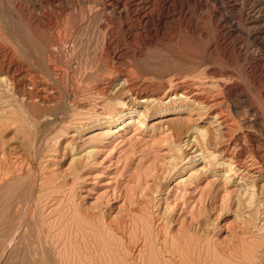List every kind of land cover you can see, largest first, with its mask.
Wrapping results in <instances>:
<instances>
[{
	"label": "rangeland",
	"instance_id": "374dc122",
	"mask_svg": "<svg viewBox=\"0 0 264 264\" xmlns=\"http://www.w3.org/2000/svg\"><path fill=\"white\" fill-rule=\"evenodd\" d=\"M90 1L91 3L89 0H1L0 16L9 26L8 31H2L0 28V53H3L2 55L0 54V63L7 52H13V57L16 59L15 62H18L16 66L18 67L19 65L15 76H18V81L23 79L20 74H24L22 70L26 66L27 61L25 56L19 51H15L10 29H12L11 24L19 20V23H17L23 26V32L26 31V39L30 38L28 41L33 42L31 34L28 35L30 32L29 28L27 29L29 19L37 21L39 26L41 24L47 25L48 32H52L54 35L57 34L54 31L55 28L60 30H58L59 33L61 32L60 34L65 33L62 27L63 23L68 24L69 22L74 27L72 28L73 31L77 28L74 32L79 34L76 36L82 39V41L80 39V42H92L94 39L93 42H101L99 39L102 40L104 33L112 38L115 36L114 42L119 40L120 47L122 49L126 48L127 51L131 52L133 49V45L129 43L131 41L125 42L126 40H124L125 27L122 24L128 21L127 15H123L124 11H122L123 13L117 12L118 9H116L108 14H100L103 17L101 20L102 17L98 14L89 13L87 15L89 11L87 12L86 3L89 2L87 5H95L97 1L98 3L96 2V4L102 5L107 0ZM121 1L128 3V1L132 0H119L120 3H122ZM213 1L207 0V4L212 3L213 5L203 8L202 12L201 10H196L191 16V19L197 23L195 30H188L187 32V28L185 29V24H183L185 20L180 18L172 19V21L165 22L167 25L163 23V27L160 26V28L162 27V32L158 33L159 35L153 39V42H192L193 46L191 48L180 52L184 53L186 57H191L195 62H202L199 67L203 71L206 70L205 73L203 72L206 75H202L204 80L214 82L213 80L218 77L213 78V74L210 72L211 68L214 65L220 66L222 64L220 67L226 68V72L228 71L227 73L231 74L232 79L242 85V93L231 94L227 101V107L230 111L232 110V113L237 115V119L242 126L246 124V126L242 127L243 130L248 125L252 130L254 129V135L251 140L253 151L256 155L259 154L258 156H261L264 162V152L260 149V140L264 139V78L261 79L264 73L260 74L263 76L258 75L255 79H252L251 76L248 78V74L244 70L245 60L242 54L241 56H234L231 61L224 63L220 58H217L218 56L215 57L214 61V57L211 59L212 57L207 56L206 53L207 48L208 51L212 49L210 44L213 41L215 42L217 32L222 29L228 31L224 42H235L237 45L239 42H243L244 39L245 42H250V44L251 42H264V37L260 36V38L253 34L251 25H247L248 23L244 19H240L239 13L246 10L244 7L250 0H218V2L214 1V3ZM23 7L24 9H22ZM69 8L72 9L70 10ZM67 9H69L68 12ZM225 10L229 11L226 12ZM63 11L66 12V16ZM8 12H11L12 15ZM74 12H76V15ZM62 14L64 17H62ZM83 14H86V16L83 17ZM33 15L35 17H32ZM58 15L61 16V20ZM90 15L92 16L90 17ZM218 15L219 17L222 15L221 17L227 20L222 19L220 21L221 27L218 26ZM110 16L115 17H112V19ZM73 17L75 18L72 20ZM196 17L201 21L197 20ZM67 18L71 19V21ZM235 18L238 19L235 20ZM109 22H112L111 25ZM169 22L171 23L169 24ZM83 24H86V27ZM88 24L92 25H89V27ZM171 24L172 26H169ZM59 26H61V29ZM106 26L107 31L105 29ZM101 27L102 30H100ZM172 27L173 29L175 28V31ZM78 28L80 31L85 29V31H82L83 35ZM164 28L166 29L165 33ZM97 32H100V36ZM89 34H92V36ZM80 35L82 36L80 37ZM88 36L92 41L86 39ZM139 39L142 41L141 35L135 42H141ZM203 42L205 43L203 44ZM250 44L249 51L253 50ZM193 47L196 49H193ZM233 59L237 65L233 63ZM128 60L127 62L124 61V63L127 64ZM71 61L69 63L71 66L67 63L69 67L66 63L63 65L65 61L56 62L57 69L58 67L61 68V71H57L58 74H54L55 71L53 73L45 71L43 76L44 72H38L41 78H46L45 80L49 82V91H52V94L55 93L54 95L61 98V100L65 97V89L63 91V88L69 89L71 83L69 79L72 78L73 74L76 75L72 67L73 60ZM239 61L242 62L240 63ZM217 62L219 63L217 64ZM209 65L212 66L210 67ZM227 66L233 67H230V69ZM241 66L242 68H240ZM20 67L22 68L20 69ZM67 71L69 75L66 74ZM41 73L42 76L40 75ZM234 74L237 75L234 76ZM54 75L57 77L55 79L57 82L54 81L56 85L55 83H53L54 85L51 84L52 79L54 80L55 78ZM64 76L70 78L67 79ZM207 76L210 78L207 79ZM48 77L51 78V81ZM220 79L226 81L227 78L220 77ZM54 86L57 87L55 88ZM24 87L18 90L9 89L5 91V88L0 86V92H2L0 97L5 99L4 104L1 103L0 106V195L3 192L2 194L5 196L4 200L3 195L0 196V213L2 214H0V252L2 253L0 264H28V262L29 264H32V262H35L34 264H180L179 260H184L181 264H264V244L257 242L259 234L253 228L254 223L249 222L243 216L245 208L243 204H240L238 185L231 182V180L224 179V176L216 170L218 169V163L210 161L209 164L199 160H191L192 158L189 156L183 157V155H178V152H176L174 148L175 142L183 140L185 137L183 133L177 136L172 132V126H176V124L171 122H177L178 118L184 120V117H187L186 112L166 115V118L174 117V119L170 118L167 121L169 126L167 128L161 126L162 122H159L161 114L149 111L146 112L144 127L134 122L128 124L124 130L104 135L105 125L108 124L107 121L104 122L105 119H108L104 115L105 106L107 105L106 108L109 109L110 106L114 105L115 98L124 97L123 90H120V92L115 90L116 86H113V91L115 90V92L106 96L91 93H84L83 95L85 96L78 95L79 99H75V103L68 101V103L70 102L69 106L66 104L61 114H59L61 108L56 106L58 104L56 102L60 99L50 98L49 96V102L54 103V110L56 108L57 111H55L57 113L56 121L44 125L42 122L32 119L29 108L23 100L24 91H28V87ZM60 87H63L60 89L61 93L58 90ZM81 92L83 93L84 91L81 90ZM59 94H63V96ZM7 97L11 99L8 100ZM54 100L57 101L54 102ZM46 104L50 106L49 103ZM252 109H256L254 116L257 123L256 121H247L248 113L246 112L249 111L250 113ZM241 111L242 113H240ZM195 120L187 121L188 123L184 124L183 127L188 126L191 122L203 123L199 119ZM117 122L114 121L113 125H116ZM242 141L248 145L246 140L242 139ZM212 143H215V139ZM217 147V144L213 146L215 149ZM172 166H175L174 169ZM20 176H22L23 182ZM18 178L20 179L19 181ZM180 178L183 179L180 180ZM12 180H14L15 185H8L12 183ZM258 183L264 188V180ZM5 187L7 189L14 187L15 192L10 188V191H8ZM3 188L7 190L6 193H4L5 190ZM9 192L12 193L11 199H9ZM16 192H20L19 195ZM21 192H25V194ZM5 194H7V197ZM13 194L17 196L14 197L15 195ZM23 195L26 196L24 197ZM13 199H15L14 202ZM24 199H27L25 200L26 202ZM17 203H21L19 208ZM7 204L11 209L9 206H5ZM13 204L16 208L13 207ZM5 207L6 211L4 210ZM12 209H14V212ZM10 210L12 211L9 212ZM15 210H18V212ZM12 217H15L17 221L15 222ZM24 218L25 220H23ZM13 223L16 224V229ZM21 224L22 226H20ZM22 232L24 234L19 237L18 233ZM16 236L20 239L19 241L22 242L24 240L22 243L26 245L23 244L27 250L26 248L23 250L21 242L15 241L17 240ZM15 243L19 245L18 248L20 250H17V246H14ZM27 246H30L31 255L27 252L29 250ZM8 247L12 252L9 251ZM13 250L17 251L14 252ZM21 253H24L23 256ZM27 255L30 258H27ZM5 256L8 257L6 258Z\"/></svg>",
	"mask_w": 264,
	"mask_h": 264
},
{
	"label": "bare ground",
	"instance_id": "6f19581e",
	"mask_svg": "<svg viewBox=\"0 0 264 264\" xmlns=\"http://www.w3.org/2000/svg\"><path fill=\"white\" fill-rule=\"evenodd\" d=\"M206 1L205 0H132L130 2L128 1V3L125 1L124 2L121 1L122 3H120L119 0H107V1L103 2L102 5L96 4L97 1L95 2V5H87L89 2L91 3V1L89 0V2L86 3V6L88 8L85 6L87 8V12L89 11L88 14L86 13L87 15H89V13L96 14V15L97 14L98 15H100V14L104 15V14H108L110 12H113L116 9H118L117 12L124 11L123 15L126 14L127 15L126 18L129 21L128 22V21L123 20V21H125V23L123 22V24H122L125 27L124 28V31H125L124 40H126L125 42L131 41V42H129L133 45V49L131 52L129 50H128L129 51L128 52L126 48L122 49L119 45V42H118L119 40H117V42L115 40V42H114L115 36L112 38L109 35L106 36V34L104 33L105 35L103 34L102 40H100L99 39V36H100L99 33L100 32L99 33L97 32V33L99 34L98 39L101 42H93L95 39L91 37L92 39H94L92 41L89 39V36L86 39H89L92 42H80L81 38L79 39V37L76 36L79 34L78 33L75 34V32H74L77 30V28L75 27L76 29L73 31L72 28H74V27L72 26V24H70L69 22H68V24L65 23L63 18L62 19H63L64 23L62 22L63 23L62 27H63V31L65 33L60 34L61 33V32L59 33L60 30L56 29L54 27L55 26L54 25L52 27H54L55 28L54 31L57 32V34H55V35L52 32L51 33L48 32L49 30H48L47 25H42L40 23L41 25L39 26V23L37 21H31L29 19L27 22L28 23L27 25H29V26H27V29L29 28V30H30L28 35L31 34L30 35L31 40L33 39L32 40L33 42H31V41L29 42L28 40L30 38L27 40L26 36H25L26 31L23 32L24 31L23 26L18 24L19 20L18 21L16 20L18 23L16 22L14 24L13 23L11 24V28H12V29H10L11 34H12L11 39L14 40V46L16 49L15 51L16 52L19 51L23 56H25L27 63L26 64L24 63L26 66H24L25 69L23 68V70H22L24 74H20L23 79L21 81H18V78H17L18 76L17 77L15 76L16 72H18V69H19L18 68L19 65H18V67L16 66V64H18V62L17 61L15 62L16 59H14V57H13L14 56L13 52H7L5 54L3 60L0 63V86H3L5 88V91H7L9 89L10 90L11 89H17L18 90L21 87L27 86L28 88L27 87L26 88L28 91H24L25 93L23 92L24 93L23 100L25 102V105H27V107L29 108L30 115L33 117L32 118L29 115L30 118L38 120L39 122H42V124H44V125L50 124L53 121H56V114H57L56 112L57 111H56V108L54 110V107H53L54 103L53 102L50 103L49 99L51 97L52 98H59V97L58 96L56 97V95H54L55 93L52 94L51 93L52 91L51 92L49 91V86H50L49 82H47L45 80L46 78L45 79H43V77L41 78L39 76L38 72L39 73L44 72L43 76L45 74V71L46 72L50 71L52 73L55 71L54 74H58L57 71H61V68L58 67V69H57V66L55 64L56 62L65 61V62H63V65H65L64 63L69 64L70 62H72L71 60H73L72 67H73L76 75L73 74L72 78H70V77L67 78L66 76H64V78H67V79L70 78L69 80H71L70 81L71 83H70V85L68 84L70 86V88L67 90H66V87H64V88L60 87L59 89L57 88L59 91L61 88H63V91L65 89V92H64L65 97H63L62 100H61V98H59L60 100L57 99L58 102H56L57 100L56 101L54 100V102H56V104L58 103L56 105L57 108H59V107L61 108L59 114H61V111H63V109H65L66 104L69 106L70 102L68 103V101L74 102L75 99H77L79 97L78 95H83L84 93L85 94L91 93V94H96V95H100V96H106L109 93L115 92V90H119V91L123 90L124 91V93H123L124 97L115 98L114 105L110 106L109 109L106 108L107 105L105 106V112H104L105 114L104 115H105V118L108 117V119H105L104 122L107 121L108 124L105 125L104 135L108 134V133H113V132L117 133L120 130H124L128 124H131L134 122L139 124V126L144 127L145 126L144 123H145L146 116H147L146 112H149V111H154V112H158L159 114H161V117H160L161 119L159 120V122L161 121L162 122L161 126H164L167 128H169L167 121L170 118L174 119V117L166 118V115L169 116V114L186 112L187 117L186 118L184 117V120H181L177 116L176 117L179 119L177 122H173L171 120L172 121L171 123H175L176 126H172V124L170 123L172 126V132L173 133H175L177 136H178V134L183 133V136L185 137V139L183 138V140L181 139L178 142L176 141L177 143L175 142L174 148H175L176 152H178V155L179 154L183 155V157L189 156L190 158H192L191 160H199V161H203L205 163H209L210 161H214L215 163H218L217 164L218 169H216V170L224 176V179H226L228 181L231 180V182L238 185V188H239L238 189L239 190L238 195H239L240 200H241L240 204H243V206L245 208V210L243 212L244 213L243 216H244V218L248 219L249 222L254 223L253 228H254V230L258 231V234H259L257 236V238H258L257 242H259V244H264V188L262 185H260L258 183L259 181L264 180V162L262 160V157L258 156L259 154L256 155V153H254V151H253L254 149L252 147L251 140L253 138L252 136L254 135L253 134L254 129L252 130V128L248 125V127L245 130H243L242 127L246 126V124L244 126H242V124L239 123V121L237 119V115L235 113H232L231 112L232 110L230 111L227 107V101L231 97V94L242 93V91H243L242 85L232 79L231 74L227 73L228 71L226 72V68L220 67L222 64L220 66L218 65L219 67L217 65L216 66L214 65L210 71L213 74V78L218 77L219 79L217 78L216 80H213L214 82H211V81L207 82L206 80H204V76L206 74L204 75L203 72L205 73L206 70L203 71L202 68L199 67L200 64H202V62L201 61L195 62L191 57H189V56L186 57V55L184 53H181L185 49L191 48L193 46L192 42H189V41L188 42H153V39L157 38V35H159L158 33H160V31H161V28L163 27L162 25H164V24L167 25V23H165V22L170 21V20L172 21V19L174 20V19L180 18L182 20H185L184 21L185 23H183V24H185L184 27H185V29L187 28V32H188V30L189 31L195 30L197 23L191 19V16L195 13L196 10H198V11L201 10V12H202L203 8H208V5L211 6L212 3L207 4ZM214 1L218 2V0H214ZM214 1H213V3H214ZM0 2H1V0H0ZM38 3H39V1H38ZM243 3H245V1H243ZM239 5H241V4H239ZM236 6H238V5H236ZM214 7H216V6H214ZM15 8H13V9H15ZM72 8H69V9L71 10ZM227 8H225V9H227ZM244 8H246V10L241 11L239 13L240 19H244V21L246 23H248L247 25H251V27L253 28L251 30V32L253 34L257 35L258 37H260V36L264 37V0H250L249 3ZM17 9H19V8H17ZM22 9H24V7ZM69 9H67V12ZM73 10H72V12H73ZM4 11H6V10H4ZM9 11H11V10H9ZM25 11H26V9H25ZM198 11H197V13H198ZM219 11H220V8H219ZM227 11H229V10H227ZM63 12H64L63 14L65 15L66 12L65 11H63ZM206 12H209V11H206ZM74 13L76 15V12H74ZM79 13H77V14L79 15ZM212 13L214 14V12H212ZM222 13H225V12H222ZM228 13H230V12H228ZM237 13H238V11H237ZM63 14H62V17H64ZM86 14L85 15L83 14V17H85ZM11 15H12V13H11ZM116 15H118V14H116ZM22 16H24V15H22ZM91 16L92 15H90V17ZM107 16H109V15H107ZM121 16H122V14H121ZM221 16L219 17V15H218L219 18L217 17L218 18L217 22L219 23V24L218 23L217 24L220 27L222 26V24H220V21L222 19L226 20V18H224V17L222 18ZM234 16H236V15H234ZM32 17H35V16L33 15ZM90 17H88V18H90ZM23 18H25V17H23ZM28 18H29V16H28ZM59 18L61 20V16H59ZM74 18L75 17H73L72 20ZM197 18L198 17H196V19ZM12 19L14 20V18H12ZM45 19L47 20V18H45ZM80 19H81V17H80ZM92 19H91V21L93 22ZM102 19H103V17L101 18V20ZM193 19H195V18H193ZM208 19H209V17H208ZM237 19L235 18V20H237ZM68 20L71 21V19H68ZM99 20H100V18H99ZM197 20H200V19H197ZM58 21L59 20H57V22ZM80 21H82V20H80ZM97 22H98V20H97ZM50 23H51V21H50ZM55 23H56V21H55ZM58 23H60V22H58ZM71 23H73V22H71ZM111 23L109 22L110 25H111ZM170 23L171 22H169V24ZM198 23H200V22H198ZM47 24H48V22H47ZM173 24H175V23L173 22ZM51 25H53V24H51ZM73 25H74V23H73ZM89 25H92V24H88V26ZM176 25L178 26L177 23H176ZM176 25H174V26H176ZM236 25H238V24H236ZM8 26L9 25L0 16V28H1V30L2 31H8ZM160 26H162V27L160 28ZM169 26H172V24ZM59 27L61 29V26H59ZM84 27H86V24L84 25ZM173 27H172V29H173ZM178 27H180V26H178ZM235 27H237V26H235ZM240 27H242V26H240ZM118 28H119V26H118ZM237 28H239V27H237ZM105 29L107 31V26ZM120 29H118V30H120ZM166 29L164 30V33H165ZM177 29H176V31H177ZM231 29H233V28H231ZM83 30L85 31V29H82V31ZM100 30H102V27ZM108 30H109V27H108ZM173 30L175 31V28ZM197 30H198V28H197ZM79 31H80V29H79ZM82 31H80L81 34H82ZM169 31H170V29H169ZM120 32H121V30H120ZM90 33H92V32H90ZM227 33H228V31H226L225 29L224 30L222 29L221 31L217 32L215 42L213 41L212 44H210L212 49L208 51V48H207V52H206L207 56H209V57L211 56L212 57L211 59H213V57H214V61H215V57L218 56L217 58H220V60L224 61V63L225 62L228 63V61H231L234 56H241V54H242V56L245 60L244 70L248 74L247 75L248 78H249V76H251L252 79L253 78L255 79L256 76L263 74L264 73V42H251V44H250V42H245L244 41L245 39L244 40L242 39L243 42L238 41L239 42L238 45L235 42H230V41L224 42L227 38ZM111 34H112V32H111ZM236 34H237V32H236ZM82 35H80V37ZM89 35L92 36V34H89ZM140 35L143 38L142 39L143 42L140 39L139 40L141 42H135V41H137V39L139 38ZM168 35L170 36L171 34H168ZM122 36H123V34H122ZM172 37H174V36H172ZM176 37H175V39H176ZM188 37H189V35H188ZM253 37H254V35H253ZM162 38H163V35H162ZM160 39H161V37H160ZM233 39H234V36H233ZM257 39H259V38H257ZM81 41H82V39H81ZM204 43L205 42H203V44ZM249 44L253 48V50L249 51V49H250ZM194 48L195 47H193V49ZM200 54H201V52H200ZM128 59H131V60H128ZM67 60H68V62H67ZM127 60H128V63L125 64L124 61L127 62ZM209 60H210V58H209ZM239 60H240V58H239ZM140 61H141V63H139ZM242 61H239V62L241 63ZM218 63L219 62H217V64ZM233 63H234V59H233ZM68 64H67V66H68ZM213 64H214V62H213ZM20 65H22V64L20 63ZM235 65H237V64H235ZM241 65L243 66V64H241ZM209 66L211 67L212 65H209ZM224 66H226V65H224ZM242 66L240 68H242ZM227 67L230 68L231 66H227ZM21 68L22 67H20V69ZM42 73L40 74L41 76H42ZM68 73L69 72L67 71L66 74L69 75ZM20 75H19V79H20ZM202 75H204V76L202 77ZM235 75H237V74H234V76ZM46 76H48V75H46ZM60 76H63V75H60ZM260 76H263V75H260ZM211 77H212V75H211ZM220 77H225L227 79H226V81H222L220 79ZM56 78L57 77L55 76L54 80L52 79V83L51 82L50 83L53 84V83L57 82V80L55 81ZM209 78L207 76V79H209ZM263 78H264V76L261 79H263ZM49 79L51 81V78H49ZM58 79H60V78H58ZM227 80H229V81L227 82ZM261 81H259V82H261ZM61 82H60V84H61ZM53 85H52V87H53ZM55 85H56V83H55ZM63 85H65V84H63ZM259 85H260V83H259ZM113 86H116V89L114 91H113V89H114ZM52 89H54V88H52ZM81 90L84 92L82 93ZM245 92H246V90H245ZM0 93H2V92H0ZM23 93H21V94H23ZM60 93H61V91H60ZM9 94H10V92H9ZM61 95L63 96V94H61ZM88 95L90 96V94H88ZM49 96H50V98H49ZM83 96H85V95H83ZM86 97L89 98L88 96H86ZM233 97H232V99H233ZM9 99H11V98H8V100ZM83 99H86V98H83ZM23 100L21 99V101H23ZM4 102H5V99H2V97H0V106H1V103L4 104ZM246 102H248V101H246ZM46 103H49L50 106H48ZM228 106H230V105H228ZM256 109H252V112H250V113L247 110L248 112H246V113H248L247 114L248 115L247 116L248 122L256 121V117L254 116L256 114ZM240 113H242V111ZM194 116H195V118H194ZM260 117H261V115H260ZM98 118H97V120H99ZM239 118L241 119V117H239ZM242 118H244V117H242ZM191 119H193L194 121H196L195 119H199L203 123L198 124L196 122H193V123L191 122L190 124H188V126L183 127V125L187 124L188 123L187 121H189ZM114 121H118L116 125H113ZM256 123H257V121H256ZM214 139H215V143H212V142H214ZM242 139L244 141L246 140L248 142V145H246L245 144L246 142L244 143L242 141ZM215 144L218 145V147L216 149L213 148V146ZM260 147H261L260 149H262V152H264V139L260 140ZM177 160H179V159H177ZM179 161H181V160H179ZM177 165H175V166H177ZM174 167H173V169H174ZM7 175H8V173H7ZM5 177H6V174H5ZM5 177L3 176V178H5ZM3 178H1V179H3ZM8 178H9V175H8ZM20 178L22 179V176H20ZM182 179L180 178V180H182ZM19 180L20 179L18 178V181ZM18 181L16 180V182H18ZM31 181H33V180H31ZM22 182H23V179H22ZM33 184H35V183H33ZM8 185L14 186L15 185L14 180H12V183H10ZM8 185H6V186L8 187ZM25 185H26V183H25ZM27 186H28V184H27ZM31 186H32V184H31ZM7 187H5V188L7 189ZM9 188L11 189V187H9ZM9 188L7 189L8 191H10ZM18 188H16V189H18ZM6 189H4L5 190L4 193L7 192ZM1 190H2V188H1ZM13 191H14V189H13ZM25 192H27V191H25ZM25 192L22 194H25ZM2 193H1V195H3ZM10 193L11 192H9V195H10L9 199H11V195H12V193L11 194ZM16 193H18V192H16ZM19 193L17 195H19ZM7 194H5L6 197H7ZM26 194H28V193H26ZM9 195H8V197H9ZM13 195H15V194H13ZM17 195H15L14 197H16ZM20 196H21V194H20ZM23 196L25 197L26 195H23ZM23 196H22V198H23ZM4 197L5 196L3 195V200H4ZM28 197H29V195H28ZM9 199H7V200L9 201ZM17 199H18V197H17ZM27 199H24V201ZM14 200L15 199H13V202H14ZM5 201H6V199H5ZM19 202H23V201H19ZM6 203H7V201H6ZM8 204L5 206L8 207L9 206ZM20 204H18L19 205V206H17L18 208L20 207ZM238 204H239V202H238ZM10 205H11V203H10ZM22 205H24V204H22ZM6 207L4 209L5 211L7 210ZM13 207H15V205ZM24 208H25V206H24ZM10 209H11V207H10ZM20 209H19V211L21 213ZM27 209H28V207H27ZM12 210L14 212V209H12ZM12 210H10L9 212H11ZM15 211L18 212V210H15ZM5 214H6V212H5ZM10 215H11V213H10ZM16 215H18V214L16 213ZM13 216H15V215H13ZM12 218H14V220H15V217H12ZM16 219H17V216H16ZM17 220H15V222ZM23 220H25V218ZM23 220H21V221L23 222ZM26 220H27V218H26ZM14 225H15V229H16V224H14ZM20 226H22V224ZM24 227H25V225H24ZM20 232H21V229H20ZM21 234H24V233L23 232L18 233L19 237ZM17 236H16V238H17ZM19 240L20 239L17 238V240H15V241H19ZM19 242H21V241H19ZM23 244L24 243H22V248L24 250V248H26L25 247L26 245L24 244L25 246H23ZM19 245H16V243L14 244V246H17V248ZM12 247H13V245H12ZM27 247H28V249L30 248V246H27ZM17 250H20V249L18 248ZM26 250H27V248H26ZM260 250L262 251V249H260ZM9 251L12 252V250H10V248H9ZM16 251H14V252H16ZM27 252H29V254H30L31 253L30 249ZM263 253H264V250H263ZM23 254L24 253H21L22 256H23ZM6 255H7V252H6ZM21 255H20V257H21ZM0 258H2L1 252H0ZM27 258H30V257H28V255H27ZM5 260H7V259H5ZM5 260H3V261H5ZM183 261L179 260V262H181V263H183ZM34 263L32 262V264H34ZM3 264H5V263H3ZM28 264H29V262H28ZM152 264H154V263H152ZM177 264H179V263H177Z\"/></svg>",
	"mask_w": 264,
	"mask_h": 264
}]
</instances>
